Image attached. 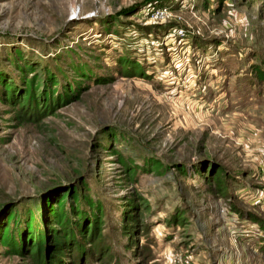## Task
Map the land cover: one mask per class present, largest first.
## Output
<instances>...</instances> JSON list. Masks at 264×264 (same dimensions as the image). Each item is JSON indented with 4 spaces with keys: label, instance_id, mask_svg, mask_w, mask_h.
Returning <instances> with one entry per match:
<instances>
[{
    "label": "rangeland",
    "instance_id": "1",
    "mask_svg": "<svg viewBox=\"0 0 264 264\" xmlns=\"http://www.w3.org/2000/svg\"><path fill=\"white\" fill-rule=\"evenodd\" d=\"M258 72L264 0H0V264H264Z\"/></svg>",
    "mask_w": 264,
    "mask_h": 264
},
{
    "label": "trees",
    "instance_id": "2",
    "mask_svg": "<svg viewBox=\"0 0 264 264\" xmlns=\"http://www.w3.org/2000/svg\"><path fill=\"white\" fill-rule=\"evenodd\" d=\"M256 75L258 76V77H260L261 79H264V75L261 73V72H258V73H256ZM73 252V250L71 251V253ZM70 253V254H71Z\"/></svg>",
    "mask_w": 264,
    "mask_h": 264
}]
</instances>
